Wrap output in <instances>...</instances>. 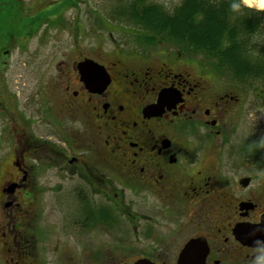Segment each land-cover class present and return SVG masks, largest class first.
Returning a JSON list of instances; mask_svg holds the SVG:
<instances>
[{"label": "flooded vegetation", "instance_id": "flooded-vegetation-1", "mask_svg": "<svg viewBox=\"0 0 264 264\" xmlns=\"http://www.w3.org/2000/svg\"><path fill=\"white\" fill-rule=\"evenodd\" d=\"M132 41L140 50L79 53L37 88L49 106L32 111L3 90L0 43V264H253L264 240L260 113L229 78H196V58L173 43ZM85 59L108 78L81 77ZM47 173L70 183L48 194ZM54 209L70 245L54 239Z\"/></svg>", "mask_w": 264, "mask_h": 264}, {"label": "rangeland", "instance_id": "rangeland-1", "mask_svg": "<svg viewBox=\"0 0 264 264\" xmlns=\"http://www.w3.org/2000/svg\"><path fill=\"white\" fill-rule=\"evenodd\" d=\"M15 1L19 2L20 6L15 4L12 6L15 17L9 18L7 27L9 37L3 38L4 44L2 43L1 47V51H8L5 57L7 63L3 69L5 76L3 90L6 91V87L9 86L17 93L18 102L27 108L30 107L31 111L45 105L49 106L38 99L39 94L35 95V91L39 86H45V82L51 78L64 77L70 70L66 64L79 53L85 56L99 54L108 57L112 55L114 48L124 51L140 50L132 41L133 36L130 34L132 25L115 19L110 12L117 1L129 2L131 0ZM147 1L158 3L171 11L181 0ZM0 6V21H3L5 17L1 12L5 6ZM31 18L34 20L31 21ZM99 18L101 22L98 21ZM262 37L264 38V35ZM261 41L264 45L263 40ZM19 45L22 46L19 47ZM159 48L156 46L151 50L155 51ZM197 59L188 63L192 70L191 73L196 78H226L215 76L208 70L204 71L206 68L202 66V61ZM63 60L66 63L58 64ZM104 60L102 58L100 61L105 62ZM228 83V90L242 97L241 106L257 108V113H260L261 134L264 139V80L243 78V80L236 81L229 78ZM46 175L45 184L46 187L48 186V194L53 191L50 186L62 187L70 183V181L57 178L56 173ZM61 212L63 213V210L54 209L50 219L54 226V239L70 245L72 244L70 241L74 240L72 237L74 233L64 229ZM67 248L69 251L70 247L67 246ZM63 263L64 258L62 257H58V261L53 259L52 262V264Z\"/></svg>", "mask_w": 264, "mask_h": 264}, {"label": "trees", "instance_id": "trees-1", "mask_svg": "<svg viewBox=\"0 0 264 264\" xmlns=\"http://www.w3.org/2000/svg\"><path fill=\"white\" fill-rule=\"evenodd\" d=\"M230 2L181 0L169 11L147 0L117 1L110 12L132 25L138 45L173 43L188 57L200 59L204 71L215 76L264 80V10L242 6V13L237 14L229 8ZM14 4L15 0H0L5 6L1 12L5 20L0 21L4 38L9 37V18L15 17Z\"/></svg>", "mask_w": 264, "mask_h": 264}, {"label": "water", "instance_id": "water-1", "mask_svg": "<svg viewBox=\"0 0 264 264\" xmlns=\"http://www.w3.org/2000/svg\"><path fill=\"white\" fill-rule=\"evenodd\" d=\"M77 69L83 78H108L105 68L91 59H85L79 62L77 64ZM250 236L251 240L255 239L254 230L250 229ZM190 244L187 249H190ZM191 261L194 263L195 261L202 262V258H188L183 256L180 260V264H189Z\"/></svg>", "mask_w": 264, "mask_h": 264}, {"label": "clouds", "instance_id": "clouds-1", "mask_svg": "<svg viewBox=\"0 0 264 264\" xmlns=\"http://www.w3.org/2000/svg\"><path fill=\"white\" fill-rule=\"evenodd\" d=\"M242 6L264 10V0H231L229 8L233 13L241 14ZM257 254L253 258V264H264V240L257 239L255 242Z\"/></svg>", "mask_w": 264, "mask_h": 264}, {"label": "bare ground", "instance_id": "bare-ground-1", "mask_svg": "<svg viewBox=\"0 0 264 264\" xmlns=\"http://www.w3.org/2000/svg\"><path fill=\"white\" fill-rule=\"evenodd\" d=\"M253 7H255V6H253Z\"/></svg>", "mask_w": 264, "mask_h": 264}]
</instances>
